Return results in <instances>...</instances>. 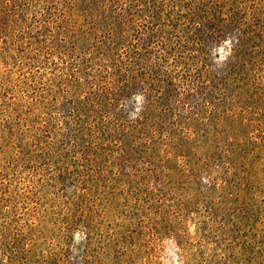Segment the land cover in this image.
Returning <instances> with one entry per match:
<instances>
[{
	"label": "rangeland",
	"instance_id": "rangeland-1",
	"mask_svg": "<svg viewBox=\"0 0 264 264\" xmlns=\"http://www.w3.org/2000/svg\"><path fill=\"white\" fill-rule=\"evenodd\" d=\"M0 264H264V0H0Z\"/></svg>",
	"mask_w": 264,
	"mask_h": 264
}]
</instances>
